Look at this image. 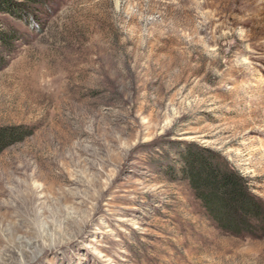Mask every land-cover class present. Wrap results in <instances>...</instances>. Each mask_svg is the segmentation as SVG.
<instances>
[{"label": "rangeland", "instance_id": "1", "mask_svg": "<svg viewBox=\"0 0 264 264\" xmlns=\"http://www.w3.org/2000/svg\"><path fill=\"white\" fill-rule=\"evenodd\" d=\"M244 1L1 0L0 128L28 135L0 152V264H264L172 168L205 147L264 202V6Z\"/></svg>", "mask_w": 264, "mask_h": 264}, {"label": "trees", "instance_id": "2", "mask_svg": "<svg viewBox=\"0 0 264 264\" xmlns=\"http://www.w3.org/2000/svg\"><path fill=\"white\" fill-rule=\"evenodd\" d=\"M5 6L0 0V10ZM0 38L8 51L6 56L11 57L16 52L12 44L20 39L19 32L0 31ZM6 56L0 53V67L6 66ZM25 135L28 132L21 128H0V152ZM180 155L172 168H178L182 179L223 232L238 237H264V202L228 160L210 149L196 146Z\"/></svg>", "mask_w": 264, "mask_h": 264}, {"label": "bare ground", "instance_id": "3", "mask_svg": "<svg viewBox=\"0 0 264 264\" xmlns=\"http://www.w3.org/2000/svg\"><path fill=\"white\" fill-rule=\"evenodd\" d=\"M245 3V6L246 7H249L251 6L252 4L255 5L257 8L261 9L262 6H264V2H258V0H245L244 1ZM258 2V3H257ZM262 4V5H261ZM247 9V8H246ZM256 10V9H255ZM253 12V11H252ZM258 13V12H257Z\"/></svg>", "mask_w": 264, "mask_h": 264}]
</instances>
